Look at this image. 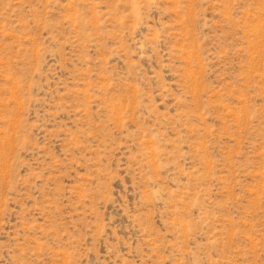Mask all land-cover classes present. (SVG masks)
<instances>
[{"label":"rangeland","instance_id":"374dc122","mask_svg":"<svg viewBox=\"0 0 264 264\" xmlns=\"http://www.w3.org/2000/svg\"><path fill=\"white\" fill-rule=\"evenodd\" d=\"M0 264H264V0H0Z\"/></svg>","mask_w":264,"mask_h":264}]
</instances>
